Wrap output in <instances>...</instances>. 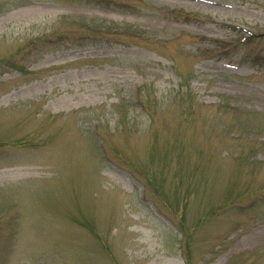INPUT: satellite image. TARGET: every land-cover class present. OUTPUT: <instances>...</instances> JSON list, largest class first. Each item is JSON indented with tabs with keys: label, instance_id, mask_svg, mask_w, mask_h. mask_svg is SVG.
<instances>
[{
	"label": "rangeland",
	"instance_id": "1",
	"mask_svg": "<svg viewBox=\"0 0 264 264\" xmlns=\"http://www.w3.org/2000/svg\"><path fill=\"white\" fill-rule=\"evenodd\" d=\"M0 264H264V0H0Z\"/></svg>",
	"mask_w": 264,
	"mask_h": 264
}]
</instances>
